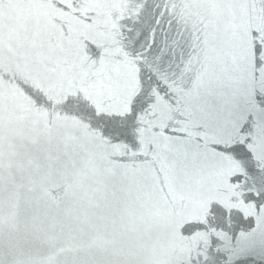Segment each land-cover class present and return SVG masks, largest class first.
<instances>
[{
    "label": "snow or ice",
    "instance_id": "snow-or-ice-1",
    "mask_svg": "<svg viewBox=\"0 0 264 264\" xmlns=\"http://www.w3.org/2000/svg\"><path fill=\"white\" fill-rule=\"evenodd\" d=\"M0 264H264V0H0Z\"/></svg>",
    "mask_w": 264,
    "mask_h": 264
}]
</instances>
